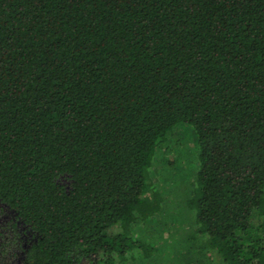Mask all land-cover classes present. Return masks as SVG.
Listing matches in <instances>:
<instances>
[{"label":"trees","instance_id":"16d2710c","mask_svg":"<svg viewBox=\"0 0 264 264\" xmlns=\"http://www.w3.org/2000/svg\"><path fill=\"white\" fill-rule=\"evenodd\" d=\"M182 124L177 264H264V0H0V201L30 264L156 256Z\"/></svg>","mask_w":264,"mask_h":264},{"label":"rangeland","instance_id":"374dc122","mask_svg":"<svg viewBox=\"0 0 264 264\" xmlns=\"http://www.w3.org/2000/svg\"><path fill=\"white\" fill-rule=\"evenodd\" d=\"M184 130L185 142L179 148H172L173 155H178L181 159L177 168L180 172H186L185 176H181L178 173L177 182H174L172 176H164L162 183H170L168 186L170 193H167L173 202L168 206L167 215L164 212L162 215V222L158 226L154 227L153 231H146L144 237L146 242H151L152 245L158 247L159 252L156 256H151L145 261H137L132 264H177L181 261L176 253L180 249L181 238L186 235V239L193 245V237L191 233L186 230H190L189 224H192V217L189 216L182 206L185 205L186 195L191 186L185 183L184 180L193 178L194 173L197 172L199 166L198 160V148L194 149L192 142L196 140L193 128L186 124L179 125ZM197 145V144H196ZM196 148V146H195ZM181 149V151H180ZM176 151V153H175ZM196 152V155L194 154ZM175 153V154H174ZM171 170V169H170ZM169 170V171H170ZM175 169V171H178ZM170 179V180H169ZM58 183L64 185L67 189L70 188L71 178L68 175H62L57 179ZM173 181V182H172ZM173 183V184H171ZM181 199H183L181 201ZM185 199V200H184ZM170 200V201H171ZM177 201V202H176ZM170 208V209H169ZM181 214H188L187 222L180 218ZM172 215V216H170ZM178 216L179 220H176V230L172 226H175V222L170 225L171 220H175ZM37 234L33 231L21 218L18 217L15 210L11 209L8 205L0 201V264H30L27 259V251L35 243ZM178 252H180L178 250ZM185 261H183V264ZM79 264H94L92 261L86 258H81Z\"/></svg>","mask_w":264,"mask_h":264}]
</instances>
